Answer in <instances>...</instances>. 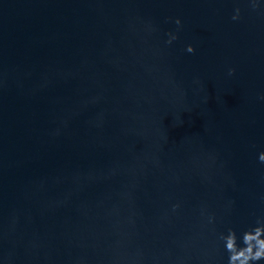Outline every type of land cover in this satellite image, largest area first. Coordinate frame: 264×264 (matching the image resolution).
<instances>
[{
  "label": "water",
  "instance_id": "1",
  "mask_svg": "<svg viewBox=\"0 0 264 264\" xmlns=\"http://www.w3.org/2000/svg\"><path fill=\"white\" fill-rule=\"evenodd\" d=\"M261 96L264 5L0 0V264H224L264 215Z\"/></svg>",
  "mask_w": 264,
  "mask_h": 264
},
{
  "label": "clouds",
  "instance_id": "2",
  "mask_svg": "<svg viewBox=\"0 0 264 264\" xmlns=\"http://www.w3.org/2000/svg\"><path fill=\"white\" fill-rule=\"evenodd\" d=\"M248 3L251 8L256 9L260 5H264V0H248ZM239 18L240 7L236 6L233 9L231 19L235 21ZM173 22L179 29L181 19L175 17ZM166 36L165 44H170L177 39L175 31L166 33ZM185 51L192 53L195 49L189 43L185 45ZM233 72L234 69L229 67L228 74L231 75ZM260 99H264V96H261ZM256 158L260 163H264V150L258 151ZM177 207V204L172 205L173 210ZM201 215L205 216L203 210H201ZM205 219L207 224L214 225L216 218L214 214L207 213ZM214 244L216 249H222L226 254L224 264H259V262L264 261V215H256L250 223L240 229L225 226L222 231L216 233Z\"/></svg>",
  "mask_w": 264,
  "mask_h": 264
}]
</instances>
